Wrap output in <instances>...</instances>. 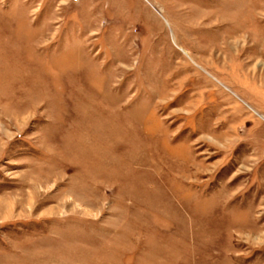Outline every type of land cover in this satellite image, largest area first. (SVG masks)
Returning <instances> with one entry per match:
<instances>
[{
  "label": "rangeland",
  "instance_id": "374dc122",
  "mask_svg": "<svg viewBox=\"0 0 264 264\" xmlns=\"http://www.w3.org/2000/svg\"><path fill=\"white\" fill-rule=\"evenodd\" d=\"M0 264H264V0H0Z\"/></svg>",
  "mask_w": 264,
  "mask_h": 264
}]
</instances>
